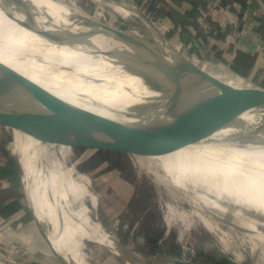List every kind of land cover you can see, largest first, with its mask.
Segmentation results:
<instances>
[{
  "label": "bare ground",
  "instance_id": "6f19581e",
  "mask_svg": "<svg viewBox=\"0 0 264 264\" xmlns=\"http://www.w3.org/2000/svg\"><path fill=\"white\" fill-rule=\"evenodd\" d=\"M96 1L121 5L135 25L143 23L136 1ZM71 11L108 27L84 13L78 0H0V44L65 78L71 86L60 98L85 110L93 107L107 120L127 145L139 174L146 170L155 181L163 221L168 229L177 228L180 243L198 221L221 239L229 262L264 264L256 254L260 246L264 255V148L218 144L206 126L189 120L186 106L195 87L162 93L149 89L143 78L157 76L160 68L147 62L144 49L112 59L68 45L98 38ZM40 31L68 44L48 43ZM198 65L235 85V76L227 71ZM246 118L251 121L249 114ZM246 248L252 252L245 253Z\"/></svg>",
  "mask_w": 264,
  "mask_h": 264
},
{
  "label": "rangeland",
  "instance_id": "374dc122",
  "mask_svg": "<svg viewBox=\"0 0 264 264\" xmlns=\"http://www.w3.org/2000/svg\"><path fill=\"white\" fill-rule=\"evenodd\" d=\"M132 1H136L139 9L152 21H157L152 18L153 13L151 14L156 6L143 4V0ZM99 3L96 0H78V6L84 13L104 22L111 28L128 30L136 26L134 18L131 17L132 14L123 6L111 7ZM66 7L68 8L67 5ZM11 50L14 49H10L9 46L5 48L0 44V62L49 91L59 102L62 101L60 104L62 107L68 108L65 109L67 110L65 112H68V117H71L70 127H74L76 133L78 131L81 133L79 143L76 145L73 143L54 146L43 144L19 130L12 131V129L0 127V161L6 164L5 157L9 156L12 158V162L16 163L20 170V178H17L18 184L15 186L18 189L17 192L24 197L21 200L22 208L28 207L27 215L20 222L24 224L20 230L22 232H20V237L23 235L20 244L29 246L32 250L19 257L21 262L28 258L31 264H53L49 257L36 249V246L40 249L44 247L46 251L49 250L48 240L45 238L49 228L58 225L61 227L64 222H67L68 226L74 224L72 215L67 212L74 211L69 210V205L63 207L60 203L54 205L51 219L46 213V208L43 209L45 213L40 211L45 215L48 224L35 221L32 211L34 208L31 198L26 195L27 189L23 177L32 172H38L40 169L45 170L42 175L33 177L31 174L32 177L29 179L33 184L35 195L41 192H51V188H48L43 180L44 175L53 182L56 179L60 180L59 187H55V190L59 192L55 198L62 194V189H65L69 183V179L63 176H73L75 173L72 180L78 176L82 178V175L85 180L90 179V189L95 194V205L92 199L86 197L82 202L79 201L73 206L79 220V224L75 223L74 226L88 227L87 232L83 234L78 243L79 256L74 254L72 258L74 261L77 260L78 264H162L168 262L170 257L196 264L230 263L228 259L230 255L223 248L221 239L209 232L198 221L192 224L184 241L180 243L177 228L168 229L163 221L162 206L158 202L159 192L155 181L146 170L139 174L135 160L126 152L120 139L106 121L97 114L93 107H88L85 110L60 98L68 92L65 86H71L65 78L53 71H48L42 65L31 63L21 51ZM190 59L193 60V58ZM201 61H203L202 64L208 63L207 67L211 70L218 71L217 73L223 72V70H216L219 67L214 66L209 57H202ZM248 77L249 75L245 76L246 79ZM221 82L227 84L224 80ZM247 82L250 89H257L256 83L251 80H247ZM238 85L239 81L236 80L235 85L231 87L237 90ZM71 105L72 107H70ZM73 120L75 121L73 122ZM13 145L21 146L23 157H19L17 153L13 152ZM71 209L73 208L71 207ZM116 221L119 223L115 228ZM9 225L6 224L3 228L6 229ZM13 226L10 229L18 232L17 226ZM237 241L235 238V242ZM4 242L0 244L6 246L5 249L10 251L11 245ZM50 251L52 250L50 249ZM262 251L259 246L256 254L264 261ZM251 252L252 250L245 249V253ZM52 254L56 258V253L52 251ZM52 254L51 256H53ZM72 260L67 259L70 263L76 264ZM58 262L56 261L55 264H61V261ZM24 264L29 263L24 262ZM243 264L253 263L248 260Z\"/></svg>",
  "mask_w": 264,
  "mask_h": 264
},
{
  "label": "water",
  "instance_id": "95a60500",
  "mask_svg": "<svg viewBox=\"0 0 264 264\" xmlns=\"http://www.w3.org/2000/svg\"><path fill=\"white\" fill-rule=\"evenodd\" d=\"M71 12L76 20L91 29V35L98 38L84 44H68L59 41L48 31H40V36L46 37L48 43L86 48L94 55L112 59H122L124 54L129 55L132 50L142 48L147 62L160 68L157 76L143 78L149 89L162 93L176 88L195 87L197 91L189 95L186 106L189 120L206 126L218 144L264 148V94L236 90L200 69L175 47L143 11V23L128 30L102 26ZM118 49H122V52ZM0 78V103H5L0 109L1 125L19 128L44 142L79 143L81 133H76L74 127H70L71 117L65 112L68 108L62 107L53 94L23 77H13L7 72ZM248 114L252 123L244 116ZM112 130L128 153L124 140ZM63 264L73 263L64 261ZM162 264L196 263L170 257L168 262Z\"/></svg>",
  "mask_w": 264,
  "mask_h": 264
},
{
  "label": "crops",
  "instance_id": "0c3cea01",
  "mask_svg": "<svg viewBox=\"0 0 264 264\" xmlns=\"http://www.w3.org/2000/svg\"><path fill=\"white\" fill-rule=\"evenodd\" d=\"M146 1L148 4L151 2V0ZM158 4V8L163 15L157 18L155 23L182 54L189 59L193 58L194 61L192 59L190 60L197 66H199V63L203 62L201 61L202 57H209L214 66L222 68L223 71H227L229 74L236 76V80L239 81L237 90H255L254 92L264 94V0H159ZM187 14L190 16L196 14L192 22L185 28L189 31L192 38L191 41H194V45L191 43L186 44L183 41L180 36L181 31H183V28H181L182 26L180 27V24L174 21L170 16L174 15L182 18ZM169 34L172 38L169 37ZM219 54H222L224 58L223 61L218 59ZM241 55L251 59V64L245 75L238 73L233 68L236 58ZM5 72L13 77L25 78L9 66L0 62V77ZM247 75H249V79L245 78ZM25 79L35 86H38L29 79ZM247 80L256 83L257 89H250ZM3 105L5 106V103H0V109L3 108ZM244 116L247 117V115ZM0 127L12 129V131L19 130L32 136L43 144L57 145L56 143L44 142L19 128L8 127L1 124ZM13 149V152L17 153L19 157L24 156L20 145H13ZM51 169L54 170L53 167H51ZM44 171L45 170L39 169L38 172H32L31 174H33V177H39ZM13 173L17 176L13 175ZM19 173L17 168L13 167L10 163L6 162L5 164L0 161V243L6 241L4 243H7V245L20 244L22 242L21 239L23 235L20 237V230L24 224L20 222L28 212L27 206L26 208L24 207V209L22 208L21 200H23L24 197L21 193L17 192L18 189L15 186L18 184L17 178H20ZM31 174L23 178L26 183V195L31 198V203L34 208L32 211L35 221L37 220L43 224H48L45 215L41 214V212L45 213L43 209L46 208V213L49 214V219H51L54 205L60 203L63 207H65V205L70 206L69 210L74 212H67L72 215L71 217L74 220V224H79L78 215L75 213L76 209L73 207L74 204L79 201L82 202L88 197L93 200L92 202L95 205V194H93V191L90 189V179L87 176L88 180H85L82 175L84 181L79 176L72 180L75 173L73 176H63L69 179V183L65 186V189H62V194L58 198H55L56 194L59 193L55 190V187H59L60 180L56 179V181L53 182L48 176L44 175L43 180L47 187L51 188V192H41L35 195L33 193V184L29 180L32 177ZM13 205L18 206V208L13 212H4L8 207ZM71 207L73 209H71ZM38 208L39 210H37ZM80 220L83 222L81 218ZM89 220L95 223L92 219ZM6 224H10L8 226L9 228L6 227V229H4L3 227ZM13 224L17 226L18 232H14L10 229ZM74 224L68 226V223L64 222L61 224V227L59 225L54 228L50 227L45 237L48 240L49 246H47L49 250L46 251L44 247L40 249L38 246H36V249L49 257L53 264H55L56 261H61L60 263L63 264L67 259L72 260L74 254L78 257V243L81 241L83 234L87 232L88 227L80 228L74 226ZM50 249L53 253H56V258H54ZM51 254L53 256H51ZM75 262L78 261L75 260Z\"/></svg>",
  "mask_w": 264,
  "mask_h": 264
},
{
  "label": "trees",
  "instance_id": "16d2710c",
  "mask_svg": "<svg viewBox=\"0 0 264 264\" xmlns=\"http://www.w3.org/2000/svg\"><path fill=\"white\" fill-rule=\"evenodd\" d=\"M158 7H155L152 11L153 12H151V14L153 13V15H152V18L153 19H157V18H160V16H162L163 15V13L162 12H160V9L158 8ZM196 14H193V15H189V14H187L186 16H184V17H179V16H174V15H170L172 18H173V20L174 21H176L178 24H180V27L181 28H183L182 30L183 31H181V33H180V36L182 37V39H183V41L186 43V44H188V43H191L192 45H194V41H191L192 40V38H191V36H190V34H189V31H187V29H185L186 28V26L190 23V22H192V20H193V17L195 16ZM154 21V20H153ZM169 37H171L172 38V36H170V34H169ZM193 47V46H192ZM218 57H220L222 60H224V58L222 57V54H219L218 55ZM250 64H251V59H249L247 56H244V55H241V56H239V57H237L236 58V60H235V63H234V69H235V71H237L238 73H240V74H242V75H245L246 74V72H247V70H248V68H249V66H250ZM0 144H1V142H0ZM8 156V155H7ZM6 158V161L8 162V163H10L13 167H15V168H17V170H18V172H20V170L18 169V167H17V165H16V163H14V162H12V158H10L9 156L8 157H5ZM23 169V168H22ZM14 172V171H13ZM20 174V173H19ZM13 175H15L14 173H13ZM15 176H17V175H15ZM20 176V175H19ZM18 208V206H15V205H13V206H10V207H8L4 212H13L14 210H16ZM5 214V213H4Z\"/></svg>",
  "mask_w": 264,
  "mask_h": 264
},
{
  "label": "built area",
  "instance_id": "2783aa9c",
  "mask_svg": "<svg viewBox=\"0 0 264 264\" xmlns=\"http://www.w3.org/2000/svg\"><path fill=\"white\" fill-rule=\"evenodd\" d=\"M159 0H151V2H148L146 0H143V4L151 5L158 7ZM155 23V21H153ZM10 247V246H9ZM6 246L0 244V264H24V262L31 264V261L27 258V260H22L21 258L29 252H31L32 248L29 246H23L21 244L11 245L10 251L5 249Z\"/></svg>",
  "mask_w": 264,
  "mask_h": 264
}]
</instances>
